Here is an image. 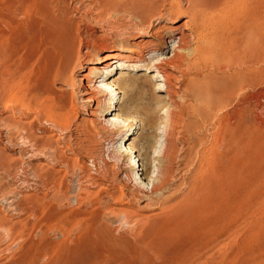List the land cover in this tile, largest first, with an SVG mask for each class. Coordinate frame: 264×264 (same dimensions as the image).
Segmentation results:
<instances>
[{
    "label": "rangeland",
    "instance_id": "1",
    "mask_svg": "<svg viewBox=\"0 0 264 264\" xmlns=\"http://www.w3.org/2000/svg\"><path fill=\"white\" fill-rule=\"evenodd\" d=\"M114 1L123 2L124 0ZM161 2V0H153L146 3V6L144 5L137 14L129 15L111 10L109 7L110 0H0V264H264V54L260 59H255L249 66L251 70L249 79L251 80L244 82L241 88L238 85L234 91L227 93L219 91L222 97L219 103L221 106H217L213 117L210 119L211 125L207 124L206 127L207 133H211L214 125H218V131L220 128L218 148H222L221 150L225 152L227 150L226 145L228 146L225 129L229 130L234 120L240 119L241 123L236 130L238 135L246 133V131L250 132L249 143L252 141L250 148V150L252 149V161H250L248 168L243 171H226L224 169L220 171V182L218 183L221 190L218 191L220 193H218L217 208L215 211L211 210L212 212L208 209L210 215H207L206 211L204 215L201 214L202 216L206 215V221L209 218L210 221L206 223V221L203 222L205 219H202L201 222L199 215L198 222H196L202 225L212 222L203 230L202 241L205 245L185 253L175 252L170 248V243L154 245L151 239V234L157 226L154 219L161 217L162 213L164 216L171 213L168 209L167 211L166 209L163 210L164 208L156 210V212H162H159L161 216L148 219V221L145 218L139 219L137 216L126 217L121 213L117 214L116 211L113 213L111 210L118 206V203H115L116 199H113L115 195H118V187H122L123 192L129 194L137 190V180H142V184L146 187L147 183L151 184L154 178V169L158 162L155 157L151 156L154 152H161L163 141L167 137L173 143L169 148L172 155L169 170H171V174L173 173L176 184L179 181L181 171L176 168L177 162H174L176 161L174 157L182 149L187 148V145L175 138L177 137L176 131L172 130L173 128L170 129L168 123L170 121L169 113L171 111L172 118H175V120L172 119V126L179 128L180 121L188 120L191 117L190 107L193 102H184L180 98L181 91L176 86H172L170 89L172 93L178 92L175 95L170 92L169 97L175 98L171 103L167 100L165 92L154 91L150 93V85L146 83L143 85V82L148 80L154 84L161 82L159 77L158 79L151 77L155 74L153 69L131 70L116 64L108 72L105 73L104 71L100 74L96 81V85L103 88L105 83L109 81H117L122 76L128 78L129 87L116 90L117 95L120 96L118 110H111L107 107L111 95L102 96L99 93V87L92 91L91 95H83L85 80L83 82L78 78H81V74L86 73L87 70L81 71L82 67L79 65L75 70L74 80L77 84L82 83L73 88L77 117H72V124L68 129H58L48 121H38L35 112L22 109L19 105L14 106V109L13 106H6L8 95L5 94H8V91L2 87V83H6L7 78L9 79L12 75L14 76V83L19 81L20 91H14L18 94L17 96L22 97L27 102L29 99L31 101L30 97H32L33 101V91L31 90L34 87L35 79L38 77L40 56L42 55L40 49L42 51L43 48L36 45L39 50L37 51L36 47L33 55L27 58L28 53L24 43L18 45V40L10 38V34L22 32L25 28L29 29L35 22L40 23L43 20L46 21L47 26L50 19L58 18L60 21L58 27L63 31V37H66L67 41L71 38L74 49H77L78 43L80 44L79 58L82 61L81 64H85L90 60H98L100 56L111 49L127 46L125 42L136 39L138 34L136 28L143 23H155V20H160L159 24L152 26V31L157 32L168 21H173L181 28L185 16L181 13L180 15L174 13V15L168 7L167 0ZM180 2L181 7L185 8V0H180ZM240 2L244 3H240V6L246 13L245 16L247 10L252 6L258 7L260 12L263 9L262 13H264V0H240ZM236 11V9L227 10L225 14L232 16ZM8 18L15 27L8 24L10 21ZM12 27L14 33H12ZM230 29L232 33L234 29L231 26ZM260 31L264 47V23ZM9 32L11 33L9 34ZM190 33L189 30H185L186 48L180 51L183 55L186 54L185 52H189L187 50H190L194 45V40L191 39L193 36ZM41 35L35 33L36 44L42 37ZM156 42L154 36L147 37L145 41L148 45ZM188 42L190 46H188ZM172 43L173 41L167 42L168 47ZM14 45L22 48H18V53L13 59H8L2 54V51L4 50L5 53L8 48H13ZM6 46L8 47L6 48ZM159 54L160 51L148 56V64L152 62V58H156ZM167 54L169 52L164 55ZM37 56L40 63L38 59L35 60ZM24 61L27 64L23 63ZM36 64L39 67H36ZM19 68L20 72L18 71ZM5 70L7 73L11 70L9 77ZM168 70L173 76L180 75L177 70L170 68ZM133 81L139 85L137 92L130 91L132 88L130 83ZM55 84L56 86H63L58 81ZM174 84L177 85L175 81ZM65 87L67 90L64 89L63 92L68 95L70 88ZM84 96H93L95 99L89 103H84L82 101ZM183 104L187 105L183 106ZM126 112L132 114L137 121L134 124L136 126V133L134 134H131L133 131L129 129L128 125L117 129L106 123L107 117L114 113H122L121 117H125ZM147 114L149 115L147 116ZM85 116L93 118L97 127L96 133L91 130L88 132L84 128V121L81 119ZM16 120L24 122L26 124L25 129L16 128L12 125V121ZM226 123L230 125L225 127ZM127 129H129L128 132H126ZM25 130L42 138L53 134V140L60 146L59 149L63 158L58 161L48 149L44 151L45 153L39 150L37 152V148L32 145L33 142L23 139L21 136V133H23L22 135L25 134ZM163 133L167 134V137ZM144 136L150 140V147L144 146ZM127 142L134 144L136 155L139 158L140 166L138 168L133 159L131 161L127 155L125 156L126 160L117 157L109 158L108 154H111L113 149H117ZM66 145H69L70 150ZM254 149L256 150L254 151ZM31 151L33 152L31 153ZM193 156L194 154L190 153L189 157L193 159ZM91 158L95 159L94 162ZM127 162L134 164L133 176L135 180L128 179L124 175L123 168ZM107 164L108 166L112 165V167L106 169L105 165ZM145 166H148L146 171L143 169ZM175 168L179 171L176 172ZM189 169L191 172L188 171L189 178L187 180L191 179L193 165H190ZM87 173L94 178L90 180L85 175ZM187 186H185L186 189ZM87 189L89 192L91 191V194L87 195L89 193L86 192ZM181 195L182 193L180 195L175 193L176 197ZM124 198L121 203L129 206V210L135 214L151 213L147 209L139 208L141 202L145 200L137 202L130 196V199ZM214 217L215 219L212 221ZM151 225L153 229L148 231L147 229L151 228ZM86 228L87 230H85ZM100 230L116 239L108 242L110 246L106 250L100 248L102 240L93 237ZM88 238L91 239V243L93 242V246L88 244V248H84Z\"/></svg>",
    "mask_w": 264,
    "mask_h": 264
},
{
    "label": "bare ground",
    "instance_id": "2",
    "mask_svg": "<svg viewBox=\"0 0 264 264\" xmlns=\"http://www.w3.org/2000/svg\"><path fill=\"white\" fill-rule=\"evenodd\" d=\"M151 1L153 0H124L123 2L110 0L109 7L111 10L113 9V11L115 10L119 13H128L129 15H135L146 3H149ZM161 1V3H163L166 0ZM185 3L186 7L182 8L183 6L181 7L180 0H170L168 2V7L170 8V11L173 12V14L176 13L180 15L181 13L185 16V21L182 24L181 28H179V26L173 21H168L164 23L161 27V30L157 32L152 31V26L159 24L160 20H155V23H143L138 28H136L138 29L136 39L131 42L128 40V42H125L127 46L111 49L100 56L98 60H90L85 64H81L82 61L79 58L80 44L78 43L77 49H74V44L72 43L71 38L67 41L65 39L66 37H63V31L58 27V22L60 21L57 17V19H50L49 24L47 22V26L45 24L46 21L43 20V22L40 23L35 22L29 29L25 28V30L22 32H16L17 30H14L16 33L13 32V27H15L13 26V22L8 18L10 20L8 21V24L10 26H13L12 33H14L13 35H11V32H9L10 38L12 37V39L18 40V45L22 42L24 43V46L26 47L25 49H27L26 51L28 53L27 58H30L33 55L35 48L37 47L36 45H38V47L42 46L43 48L42 51L40 49V53L42 54L40 56L41 63L38 59V56L35 59L39 60L40 68L38 69V77L35 79L34 87L31 90L33 91V101L32 97H30L31 101L29 99V101L27 102L22 97L17 96L18 94L14 92L20 91V88L18 87L19 81L17 83H14V76L12 75L13 78L12 76H10L11 74L9 73L11 72V70L10 72L8 71L9 73H7V70H5L7 75L9 74L8 77L10 76V78H7L6 83H2V87H4L6 91H8V94H5L8 95V98L6 99V106H13L14 109V106L19 105L22 109L24 108L32 110L33 112H35V116L38 121H48L58 129L62 130L68 129L70 124H72V117H75L77 114L73 88L76 85L78 86L82 83L79 82V84H77L74 80V73L79 65H81L82 67L81 71H84V69L87 70L86 73L83 72L81 74V78H78L80 81L85 80V83L83 84V95H91L92 91L98 89L99 85H96L97 77H100V74H102L104 71L106 73L112 67L114 68V65L119 64L122 68L128 67V69L131 70L137 69L145 71L147 68L153 69V71H155V74L151 77H155L157 79L159 77V81L161 82L154 84L149 80L147 82L144 81L143 85L145 83L150 85V93H153L154 91L165 92L167 100L172 103L175 98L171 99L169 97V94L171 92L170 89L172 86H176L177 89L181 91L180 98L184 102L192 101L193 105L191 107L189 106L191 108V114L189 113L191 117L189 119L187 118L188 120L180 121L181 124L178 123L180 124L179 128L172 126V119L175 120V118H172L173 116L171 111L169 113L170 121L168 123L170 124V129L173 128L172 130L176 131L175 133L177 134V137L175 138L180 139L181 142H185L187 145V148H185L184 150L182 149L180 152L178 151L179 153L177 154V156H173L174 159H176V161L174 162H177V165H175L176 168L180 169L181 171L180 177L178 176L179 181L177 182V184L174 181L173 173L171 174V170H169L171 164L170 162L172 160V155L170 154L169 148L173 143L172 141H170L171 139L166 136L167 134L165 135L163 133L167 138L163 141L162 147L160 149L161 152H154L151 156L155 157L158 160L154 169V178L151 184L147 183L146 187L144 186V184H142V180H137V182L134 181L136 182L138 188L133 192L130 191L131 193L129 194L123 192L122 187H118V195H115V197L113 198L116 199L115 203H118V206L115 205L116 207H113L111 209L113 213L114 211H116L118 212L117 214L121 213L126 217L137 216L139 219L145 218L147 219V221L148 219L150 220L161 216L159 215L160 211L156 212V210H162L164 208L163 210L166 209L167 211L168 209V211H171V213L164 216L163 213L160 212L164 217L161 216L154 219L156 220V222L154 223L157 224V226L154 228L153 233L151 234V239L153 240L154 245H163L170 243V248H172L175 252L180 253H185L191 249L205 245L202 241L203 230L206 228V226H210L212 222H209V224L207 225L197 224L196 222H198L197 220L199 219V217L201 222L202 219H205L203 220V222L206 221V215H202H204L206 212L207 215H210L208 214V209H210V211H215L217 208L219 196L218 193H220L218 191L221 190L218 183L220 182V171L222 169L226 171L235 170L236 172L243 171L244 169L248 168V166L250 165V161H252V149L250 150L252 141L250 140L251 142L249 143L250 132L248 133L246 131L245 133L243 131L245 133H243L244 135L242 133L238 135V131L236 130L237 126L240 125L239 123H241L240 119L236 118L233 124H229L231 128L229 130H227V128L225 129V133L228 137V146L226 145L227 150H225V152L221 150L222 148H218V142L220 140V128L218 131V125H214L213 131L211 133H207L206 127L207 124L211 125L210 119L213 117V113L222 99L219 91H224V93H227L228 91H234L235 89H237L236 87L238 85H240L239 88H241V85L244 82L246 83L247 81L251 80L249 79L251 77V70L249 69V66H251L255 59H260V57H262L264 54V47L260 31V28L264 23V13H262L263 9L260 12L258 7H249L250 9L247 10L248 12L245 16L246 13L240 6V3H242L240 2V0H185ZM231 9H236V13L232 14V16L226 15L225 13L227 12V10ZM35 10H37V8ZM230 26L234 29L232 33L230 31ZM185 30H189L191 32L190 34H192L193 36V38L191 39L194 40V45L193 47H191V49L189 48L190 50H187L189 52H185L186 54L183 55V53H180V51L186 48L187 41H185ZM35 33H40V35L42 34V37L39 38L40 40H37V44L34 38ZM190 34L188 35L190 36ZM150 36H154L157 42L149 45L146 44V38ZM172 41L173 43L170 47H168L167 42ZM188 44V46H190L189 42ZM7 47L8 46H6V48ZM20 47L14 45L13 48H8L5 53L3 52V50L2 54H4V56H6L8 59H13V57L17 55L19 50L18 48ZM38 47L36 49L37 51L39 50ZM158 51H160V54L156 58L151 57L152 62L148 64L147 57L150 55H154V53ZM168 52L169 54L165 56L164 54ZM22 56L25 55L22 54ZM23 63L27 64L25 61ZM37 66L38 64H36V67ZM168 68H170L171 70H177L180 75H171V72H169ZM19 70L20 68L18 69V71ZM127 79V77L122 76L117 81L112 80L105 83L103 88L99 87L98 90L102 96L106 97L107 95H111L109 102H107V107H109L111 110H118L120 96L117 95L118 92L116 90L119 88L127 89V87H129ZM56 81L60 82L63 86H56ZM174 81L177 83V85L179 83L182 84L180 86H177L174 84ZM64 85L70 88V92L68 95L63 92L65 91L64 89H66ZM130 85L132 86L130 91H138L139 85L136 83V81L131 82ZM173 93L175 95L178 92L175 91ZM173 93L171 92V94ZM94 99L95 98L93 96H84L82 98V101H84V103H89ZM173 104H175V102H173ZM184 105L187 104H183V106ZM126 114L127 115L125 117H121L122 113H114L113 115L107 117L106 123H109L110 126L116 127L117 129H121L122 127L128 125L129 129H132L133 131V133L131 134H134L136 133V126L134 124H136L137 121H135L134 116H132V114H130L129 112H126ZM148 115L149 114H147V116ZM17 120L12 121V125H14L16 128L20 127L21 129H25L26 124L22 121ZM81 120L84 121V128L86 129V131L89 132V130H91L93 133L97 132L96 124L94 123V120L91 116H85ZM229 125L227 124L225 127ZM243 125H245L244 122ZM129 129H127L126 132H128ZM166 129H168V127H166ZM22 134L23 133H21L23 139L33 142V144L31 142L30 143L37 148L36 151L39 150L41 152H44L48 149L55 157V159H58V161L63 158L61 150L59 149L60 146H58V143L53 140V134L48 137L45 136L46 138L36 137V135L31 133L30 131L27 132L26 130L25 134ZM143 140L144 146L150 147V140L148 139V137L144 136ZM34 147L33 150L35 149ZM66 147L68 148V150H70L69 145H66ZM256 149H254V151ZM32 152L33 151H31V153ZM190 153L194 154L193 159L189 157ZM108 155L109 158L117 157L118 159L122 160H126L125 156L127 155L129 156V159H131V161L133 159V162L137 165V168L140 166L138 155H136V150L134 149V144L131 142H127V144L123 143V145L117 147V149H113L111 151V154ZM91 159L94 162L95 159ZM64 160H66L65 157ZM133 162H127L125 167L123 166V170L124 175L128 179L132 178L133 180H135L133 176V171L135 169ZM64 163L67 164L66 162ZM75 163L77 162L75 161ZM190 165H193V172L191 175V179L187 180L189 178L188 171L190 170ZM105 167L106 169H109L112 167V165L108 166L107 164L105 165ZM176 168V172L179 171ZM143 169L146 171L148 169V166H145ZM144 173L146 174V172ZM85 175L90 180L94 178L88 175V173ZM95 183L97 184V182ZM185 186H187V189ZM88 190L89 189H87L86 192ZM168 191L171 192L170 194L166 195V193H169ZM90 192L87 193V195L91 194ZM176 192L179 195L182 193V195L180 197H176ZM129 196L137 202L145 200L144 202H141L139 208H141L142 210L147 209V211L149 210L151 211V213L149 212V214L144 213L145 215H138L130 211L129 206H125V204L121 203V201L125 199L124 197L130 199ZM209 219H207L206 223L210 221ZM214 219L215 217L212 219V221ZM87 228L85 230H87ZM152 229L153 226L151 228H148L147 230L151 231ZM85 232L88 233V231ZM98 232L99 233H97L93 237L102 240V243L100 245L101 250L108 249V247L110 246V241H113L115 238L111 237L102 230ZM86 240L87 242H85L86 244L83 246L84 248L87 247L88 244H91L93 246V242L91 243L90 238Z\"/></svg>",
    "mask_w": 264,
    "mask_h": 264
}]
</instances>
